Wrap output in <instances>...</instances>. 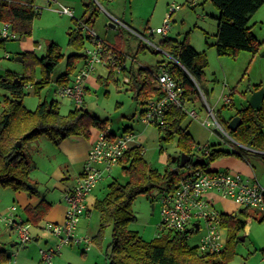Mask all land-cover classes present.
Returning <instances> with one entry per match:
<instances>
[{"label":"rangeland","instance_id":"374dc122","mask_svg":"<svg viewBox=\"0 0 264 264\" xmlns=\"http://www.w3.org/2000/svg\"><path fill=\"white\" fill-rule=\"evenodd\" d=\"M84 2H90L93 11L96 12L94 27L90 26V29L96 32L99 39L105 38L113 43V38L119 34L114 32V28L109 25L113 24L121 29V49L126 53L127 61V69L124 73L121 71V74H117L114 71L109 75L108 68L97 67L90 74L86 84L88 90L84 96V108L101 119H107V124L112 127L116 135L120 136L125 127L132 129L135 138L140 143L138 144L142 146L143 160L159 175H163L167 169L175 171L176 163L172 160L180 154L178 137L175 135L170 141L162 140L161 135L153 126L140 122L141 105L135 98L136 87L125 83V76H130L131 65L135 72L139 67L154 69L155 65L161 61H173L160 46V41L164 37L180 42L186 40L199 54L204 55L207 63L203 80L199 85L196 84L198 94L192 98V102L186 105L187 110H194L198 118L192 119L186 114L181 123V128L192 137L193 158L200 156L199 148L208 145L213 149L229 152L230 155L212 161L205 167V171H216L212 170L213 167L219 162H225L228 158L239 160L232 152H243V147L226 135L218 133L213 126H202V123L211 122L206 109L209 106L224 127L236 117L239 110L249 107L248 100L256 88L264 90V4L250 17L247 25L259 42L257 52L240 51L235 57H230L219 56L216 52L219 11L211 0H84ZM59 5L72 10L77 20L82 17L85 9L81 3L76 8V6H66L62 0H35V7L39 8L41 13L32 23L31 36L19 40H7L0 45L2 75L9 72L30 78L32 81L40 79L41 66L36 59L45 55L47 46L51 42L57 44L64 55L63 61L54 72V77L63 71L67 57L73 52L67 45V32L70 27H73V23L70 17L56 12ZM172 6L177 10L172 12ZM111 15L118 20L111 18ZM166 19L169 22L168 33L165 36L157 34L150 36L149 31L163 27ZM119 20L127 23L129 28L118 22ZM2 28L3 23L0 22V32ZM139 43L143 46L142 48H139ZM85 47L89 48L91 44L87 43ZM152 51L159 52L155 54ZM30 84L31 80L24 87L22 98V105L27 110L35 111L44 100L57 101L62 115H67L74 109L75 105L71 100L56 95L57 86L54 82L43 89L39 95L34 94L33 87H29ZM5 96L10 97L8 92L0 89V111ZM224 98H227L228 102H225ZM52 148L51 141L44 135L28 143L26 146L28 160L36 164L30 173L31 179L49 182L40 168L42 163H48L51 155L49 150ZM249 163L256 171L262 168L258 157H249ZM220 171L232 172L233 170L222 169ZM128 178L129 176L120 166H115L105 174L93 194H97L101 199L107 193L109 183L116 181L125 184ZM0 190H3L1 186ZM45 191L44 186L39 187L41 194ZM159 197V190L154 189L137 195L131 205V211L136 220L130 224L129 229L137 232L145 242H151L156 238L161 212ZM215 208L220 212L241 217L239 207L228 199L218 200ZM251 213L256 214L257 211L252 210ZM241 219L247 222V225L244 231L238 232L234 238L235 255L231 264H264V221L259 222L243 217ZM200 225L201 230L193 233L187 240L188 246H198L205 232L204 222L200 221ZM98 230L99 218L94 212L91 213L88 223H84L83 226L80 223L79 229L77 227V238L90 240L87 246L88 251L85 254L82 253L86 250L85 244L81 243L79 247L74 246L78 256H86L77 258L79 259L78 264L108 263L106 255L109 251L111 228H105L99 240L94 242L92 238L98 234ZM222 230L226 236L227 231L223 228ZM52 245L41 249L47 250Z\"/></svg>","mask_w":264,"mask_h":264},{"label":"trees","instance_id":"16d2710c","mask_svg":"<svg viewBox=\"0 0 264 264\" xmlns=\"http://www.w3.org/2000/svg\"><path fill=\"white\" fill-rule=\"evenodd\" d=\"M219 11L217 18L216 52L219 56L235 57L238 52L256 53L259 42L248 28V22L257 10L264 4V0H211ZM92 5L85 4L86 11H91ZM40 9L35 7V0H0V22L8 23L17 39L31 36L32 23L40 16ZM83 22L82 25H87ZM67 32V45L73 52L67 57L63 71L54 77L57 66L63 61L64 55L57 44L51 42L43 57L37 58L41 66V77L37 81L20 77L6 72L0 77V89L9 93L5 96L0 111V186L12 191H25L29 195L36 193V186L31 183L30 173L33 165L28 160L26 146L42 135L51 143L57 145L61 140L69 137L88 138L92 129L100 132L107 131V119H101L88 112L84 105L74 107L67 115L59 111V103L43 101L35 111L27 110L22 105L24 87L31 80L29 87H33L35 95L54 82L57 87L68 85L72 75L76 72L77 63L84 59V48L90 38L81 32V26L75 24ZM7 40L0 39V45ZM140 44V43H139ZM162 49L174 60L159 62L152 68H139L136 75H132V85L136 87V101L144 105L151 95L160 96L161 92L154 86L155 77L161 69L167 70L177 81L181 82L185 107L192 102L197 93L196 84L203 80L206 59L185 41H177L164 37L160 41ZM143 46L140 44L139 48ZM159 51H152L158 53ZM27 55V54H25ZM34 58L35 56L31 54ZM119 59L123 57L119 54ZM110 75V73H109ZM142 75H145L143 78ZM256 91L258 88L255 89ZM187 109V108H186ZM143 108L141 109V112ZM140 112V113H141ZM185 109L172 107L166 114V127L161 129L153 126L161 135V139L170 141L175 135L178 137L180 154L176 160L177 169L169 170L159 175L143 160L141 145H132L125 151L118 162V166L129 176L125 184L116 181L109 183L108 191L101 199H96L94 209L99 215L98 234L92 239L99 240L100 234L107 227L111 228V240L107 252V264H231L234 259V238L238 232L244 231L247 219V209L240 210L241 217L220 212L221 227L227 231L224 249L215 255L203 254L197 247H190L187 240L192 230L187 232L166 231L159 238L145 242L137 232L129 229L136 218L131 211L134 198L139 194L148 193L154 189L172 191L177 187L181 168L179 158L181 154L190 156L193 168L205 169L212 161L230 155L229 152L205 146L207 155L196 156L203 162L194 165L192 155V137L181 128L186 115ZM241 123L234 131L224 125L228 135L240 144L243 152L234 151L233 155L244 158L247 149L264 153V104L260 110L246 107L236 113ZM220 118V117H219ZM216 119L221 124L220 120ZM222 125V124H221ZM131 130H125V132ZM108 135L112 134L108 131ZM19 143L20 147H16ZM246 148V149H245ZM199 152L202 150L198 149ZM259 155V154H258ZM261 159L264 161V155ZM171 162V161H170ZM29 185L31 187H29ZM50 204L44 199L35 207H27L26 220L32 226H37Z\"/></svg>","mask_w":264,"mask_h":264},{"label":"built area","instance_id":"2783aa9c","mask_svg":"<svg viewBox=\"0 0 264 264\" xmlns=\"http://www.w3.org/2000/svg\"><path fill=\"white\" fill-rule=\"evenodd\" d=\"M175 10L177 8L172 6L171 11ZM56 12L73 16L69 8L61 5L56 9ZM82 28L91 40V47L85 49L83 65L74 75L72 81L68 85L57 87L56 90L58 97L71 100L75 107L84 104L87 78L98 65H106L117 74L125 68L119 56L106 48L94 30L87 25H83ZM168 30L169 22L166 19L163 27L150 30L149 33L150 35L165 36ZM0 38L1 40H15L17 35L11 30L8 23H3ZM173 61L178 64L176 60L173 59ZM1 71L0 67V77L2 76ZM155 81L161 95L156 99L149 100L143 107V111L139 114L142 124L156 125L164 129L166 114L172 107L185 109L192 119L198 118L194 110L188 111L185 107L184 89L181 82L177 81L167 70L160 71L156 75ZM224 101L228 102V99L224 98ZM206 109L211 122L206 121L202 123V126L211 125L218 133L232 139L214 116L213 110L209 106ZM132 145H139L132 131L124 132L120 136H109L108 130L100 132L97 141L88 152L82 172L76 179L74 187L65 195L64 201L67 210L63 223L45 224V231L56 239V243L47 250H39L42 264H53L56 253L62 247H68L74 243H84L87 250L90 240L77 238L78 224L87 209L86 199L100 184L105 174L118 165L125 151ZM199 149L202 150L200 157L207 155L205 147ZM209 192L217 193L241 208L264 212V186L257 179L244 178L230 172L205 171L188 165L187 168L181 169L179 181L174 190H159L161 212L156 237L159 238L166 231L184 233L192 230L193 234L201 230L200 221H203L205 232L199 240L198 251L208 255L219 254L224 249L225 241L221 230L220 212L205 198ZM10 210L15 211L16 208L11 207ZM6 221L13 225L10 218H6ZM14 224L19 244L30 243L32 240L30 225L23 221H15ZM192 234L190 233L188 236Z\"/></svg>","mask_w":264,"mask_h":264},{"label":"crops","instance_id":"0c3cea01","mask_svg":"<svg viewBox=\"0 0 264 264\" xmlns=\"http://www.w3.org/2000/svg\"><path fill=\"white\" fill-rule=\"evenodd\" d=\"M62 1L63 4H65L66 6L68 5L72 7L76 6V8L79 6L80 3L83 5L84 8H85V4L90 3V2L85 3L84 0H62ZM72 14L73 16L66 15L71 18V21L73 23V27L70 28H75L76 27L75 24H79L81 26V32L87 38H89L86 31L82 28L83 26L82 24L83 22H88L87 23L88 27L90 26L91 28L94 27V23H95L94 17L96 15V12L93 11L92 7H91V11H86L85 8L82 17L78 20L75 19L73 11ZM60 15H64V14H60ZM108 15L110 16V14ZM111 18L113 19L115 18L114 20H118L116 17H112V15ZM118 22L121 21L119 20ZM121 23L128 26V24L123 21ZM109 26L111 28H114L113 29L114 32L118 33L119 35H116L115 38H113L114 39L113 43L106 40L105 38H102L100 40L103 41L107 49H110L116 54H119L123 57V59L120 61L123 62L125 65V68L122 71V73H124L127 69L126 67L127 61H126V53H124L121 49V43H122L121 42L122 38L120 36L121 29L116 28V26L113 24H110ZM153 35L154 34L150 36ZM97 37L99 38V36ZM87 43L91 44V40L89 39ZM85 49L86 47L84 48V51ZM82 65H83V60L77 63L78 67L76 69L77 70L76 73L81 69ZM97 67H104L106 69L108 68L106 65H98ZM139 68H149V67H139ZM109 70H110L109 73L111 75L113 71L111 69ZM162 70L165 69H161L160 71ZM129 71H130V76L129 77L125 76L126 78L125 83H129V85H132L131 77L132 75H136L137 70L134 72L131 65ZM74 75L71 77V79H73ZM144 76L145 75H142L141 77L143 78ZM89 78L90 76L87 78V81L89 80ZM99 78L101 77L99 76ZM133 86L135 85L133 84ZM154 86L158 88L156 81L154 82ZM87 90L88 89L86 85V91ZM157 97L158 96L154 94L148 97L145 100L144 105L140 106V112L141 109L145 106V104L149 100L156 99ZM106 129L112 134V136H119L112 131V127L109 126L108 124L106 126ZM125 130L132 131V129H130L129 127H125L120 135H122L125 132ZM99 134H100V130L92 129L90 136L88 138L69 137L67 139L61 140L57 145H54L52 143L53 148L49 150V152L51 153L50 159L47 164L42 163V167L40 168L42 173L45 175V177L49 182L45 180L41 181V179H31L30 177L31 183L36 186V193L34 195H29L25 191L14 192L9 188L1 187L3 188V190H0V225H2V227L0 226V264H42V260L39 255V250L42 247L49 246L50 244H53L52 246H54L56 243V239L45 231V224L63 223L67 210V205L64 201L65 195L74 187L76 179L82 172L83 166L87 159L88 152L91 149V147L94 145V143L97 141ZM247 153L248 154L245 155V159L235 155L236 157L239 158V160H237L236 158H228L226 159V161L224 160L225 162H219L217 165H215V167H213L212 170H216V171H220L222 169L233 170L230 173L238 174L244 178H255L264 186V161L261 159V156H259V155H264V153L258 152L256 150H247ZM251 156L259 158L262 167L261 170L256 171L255 168L252 167V165H250L249 157ZM32 165L34 169L36 167V164L33 162ZM222 172H229V171H222ZM40 186H44L46 190L44 194H41L39 192ZM93 191L89 194V196L86 199V205H87L86 213L80 219L79 225L81 223V225L83 226L84 223H88L91 217V213L93 212L99 218L98 212L94 209V203L96 199L99 198L97 194H93ZM205 198L213 205L214 208L218 200L220 199L227 200L214 192L207 193ZM43 199L50 204L47 213L45 214L44 218L37 226L30 225V233L33 230V233H31V237H32L31 242L25 245L19 244L15 232V224H14L15 221L26 220L25 209L27 207L37 206L40 203V201ZM11 207H15L16 210L11 211L10 210ZM152 209H154V206H152ZM243 209L244 208L239 207V210H243ZM252 210L257 211V213L252 214L251 213ZM247 213H248L247 219L251 218L258 220L259 222L264 221V212L254 209H247ZM6 218H10L13 222V225L8 223V221H6ZM79 225H78V229H79ZM222 235L226 243V236L224 235L223 230H222ZM80 244L81 243H74L71 246L62 247L56 253L53 259V264H78L77 262L79 259L77 258L86 257L85 255L78 256V253L74 250V246L77 245V247H79ZM86 251H88V249L83 251L82 253L85 254Z\"/></svg>","mask_w":264,"mask_h":264},{"label":"water","instance_id":"95a60500","mask_svg":"<svg viewBox=\"0 0 264 264\" xmlns=\"http://www.w3.org/2000/svg\"><path fill=\"white\" fill-rule=\"evenodd\" d=\"M263 101H264V90H257L251 94V96L248 100V104L251 108H253L255 110H260L262 108ZM240 123H241L240 118L235 117L232 120H230L227 127L230 131H234V130H236V128L239 126ZM16 147L19 148L20 144L17 143ZM176 160H177V158L173 159L172 162L175 163ZM190 160H191L190 156H188L186 154H181V156L179 158V167L181 169H183L185 164L190 162ZM202 162H203V159H194L193 160L194 165H198ZM29 187H31V186L29 185Z\"/></svg>","mask_w":264,"mask_h":264}]
</instances>
